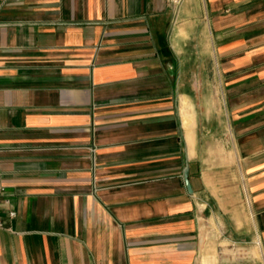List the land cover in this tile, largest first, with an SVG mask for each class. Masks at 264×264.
<instances>
[{"label": "crops", "instance_id": "1", "mask_svg": "<svg viewBox=\"0 0 264 264\" xmlns=\"http://www.w3.org/2000/svg\"><path fill=\"white\" fill-rule=\"evenodd\" d=\"M0 149V264H264V0H0Z\"/></svg>", "mask_w": 264, "mask_h": 264}, {"label": "built area", "instance_id": "2", "mask_svg": "<svg viewBox=\"0 0 264 264\" xmlns=\"http://www.w3.org/2000/svg\"><path fill=\"white\" fill-rule=\"evenodd\" d=\"M184 0H167L168 5L177 8ZM0 149V154L3 152ZM16 212L11 207V199L6 195V188L3 183V173L0 169V230L13 233L11 222L15 219Z\"/></svg>", "mask_w": 264, "mask_h": 264}, {"label": "water", "instance_id": "3", "mask_svg": "<svg viewBox=\"0 0 264 264\" xmlns=\"http://www.w3.org/2000/svg\"><path fill=\"white\" fill-rule=\"evenodd\" d=\"M184 180H185V185L188 189L189 192H192L191 185L188 179V168L185 169L184 171Z\"/></svg>", "mask_w": 264, "mask_h": 264}]
</instances>
